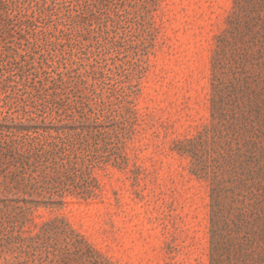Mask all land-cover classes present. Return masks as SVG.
Wrapping results in <instances>:
<instances>
[{
    "label": "rangeland",
    "instance_id": "1",
    "mask_svg": "<svg viewBox=\"0 0 264 264\" xmlns=\"http://www.w3.org/2000/svg\"><path fill=\"white\" fill-rule=\"evenodd\" d=\"M231 46L247 62H233ZM217 52L226 84L248 74L244 98L225 94L227 118L244 100L236 137L211 132ZM42 118L100 121L60 150L51 136L35 140L74 163L89 192L33 208L24 242L7 232L18 210L0 212V264H209L211 181L194 162H240L264 195V0H0V197L17 195L7 134ZM40 184L32 194L48 201Z\"/></svg>",
    "mask_w": 264,
    "mask_h": 264
},
{
    "label": "trees",
    "instance_id": "2",
    "mask_svg": "<svg viewBox=\"0 0 264 264\" xmlns=\"http://www.w3.org/2000/svg\"><path fill=\"white\" fill-rule=\"evenodd\" d=\"M230 50L233 62H247L246 50L238 52L234 46H231ZM218 53L214 55L212 63L213 93L210 99L213 122L211 132L214 136L226 137L227 133L232 130L231 135L236 137L246 124L247 116L236 109L241 107L244 100L238 102L236 96L229 118L222 111L224 105H227L225 97H228L229 94L237 92L241 98H244L248 88V74H245L244 68L241 67V71L234 74L226 84L225 79L220 77L222 74L220 69L223 65L218 58ZM226 90L229 94L226 93ZM50 122H45L42 118L34 123L28 121L15 123L11 132L7 134L13 136V139L3 147V154L8 157L9 163L13 167L10 170V175L13 188L16 191L12 194L17 195L16 197L7 194L1 195L0 212L5 213V208L8 206H13L18 210L16 220L8 222L7 232L12 239L22 242L27 238L22 235L21 227L33 208L40 204L62 203L63 197L67 193L89 192L85 187L74 183V177L77 174V166L74 163L61 162L62 157L50 156L49 150L45 149L42 144L38 146L35 140L41 136H51L56 139L54 145L58 146V150H60L62 145L72 138V135L91 131L93 127L101 125L100 121L94 119L87 121V124L65 122L58 125ZM239 125H241V131H238L237 126ZM0 130L4 131L2 127ZM52 131L55 132L54 135H51ZM187 150L193 151V149ZM191 153L196 156L195 152ZM248 153L246 156L252 160L253 152L249 150ZM256 163H259V170L264 169V165L260 163L259 159ZM40 165L44 169H48L49 173H44L43 170L36 173L37 167ZM211 166L206 161L198 159L194 162L193 167L195 173L203 175L211 181L209 264H264V195L261 199H257V193L246 182L244 166L240 162L229 163V165L217 163L213 167ZM63 167L65 169L62 171ZM39 183H41L39 185L41 187L42 183H46L53 190V194L51 193V197H49L51 199L48 201L42 202L32 194L37 188L35 184L37 186ZM5 189L8 190V186ZM5 192L8 193V191ZM54 194L56 197L52 196ZM259 200H262L261 206H259ZM1 264H32V262L22 258L18 259L16 263L5 259Z\"/></svg>",
    "mask_w": 264,
    "mask_h": 264
}]
</instances>
